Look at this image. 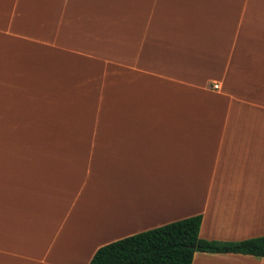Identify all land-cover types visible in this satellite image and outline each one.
Listing matches in <instances>:
<instances>
[{
    "label": "crops",
    "instance_id": "crops-1",
    "mask_svg": "<svg viewBox=\"0 0 264 264\" xmlns=\"http://www.w3.org/2000/svg\"><path fill=\"white\" fill-rule=\"evenodd\" d=\"M196 215L264 236V0H0V264Z\"/></svg>",
    "mask_w": 264,
    "mask_h": 264
},
{
    "label": "trees",
    "instance_id": "trees-1",
    "mask_svg": "<svg viewBox=\"0 0 264 264\" xmlns=\"http://www.w3.org/2000/svg\"><path fill=\"white\" fill-rule=\"evenodd\" d=\"M202 216L157 227L99 248L89 264H191L195 252L233 253L264 258V236L240 242L199 237Z\"/></svg>",
    "mask_w": 264,
    "mask_h": 264
}]
</instances>
